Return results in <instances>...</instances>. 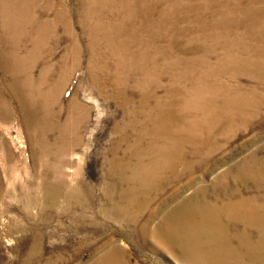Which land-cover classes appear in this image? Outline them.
I'll return each instance as SVG.
<instances>
[{"label":"rangeland","instance_id":"374dc122","mask_svg":"<svg viewBox=\"0 0 264 264\" xmlns=\"http://www.w3.org/2000/svg\"><path fill=\"white\" fill-rule=\"evenodd\" d=\"M34 1L37 14L14 18L7 12L24 0L16 5L0 0V38L8 40L18 59L8 71L0 68L5 96L1 105L8 104L12 110L8 118L0 107V264H98L109 245L118 246L122 259L131 264H192L194 256L185 238L154 233L163 213L151 221V209L172 196L178 186L186 184L183 193L191 195L196 186H212L221 172L245 157L257 154L263 159L264 97L260 105L245 109V118L229 137L209 145L211 154L203 158L194 149L188 153L195 159L188 173L167 186L160 200L153 196V206L136 216L134 223L107 214L112 205L109 192L118 202L122 189L119 177L108 172L109 161L117 154L123 156L124 149L130 151L129 144L140 128H132L129 121L143 119L145 92L165 98L169 88L185 85L182 77L190 82L199 76V83L192 82L198 84L193 96L207 91V78L215 87L225 81L232 87L257 86L264 94V0ZM9 19H14L18 32L7 26ZM45 23L48 29L39 26ZM7 56L0 51V60ZM24 60L35 75L34 92L39 98L34 96L36 100L29 105L7 88L12 81L21 87V80H30V76L9 73L24 69ZM23 92L28 99L30 92ZM132 109L143 111L142 115L134 117ZM122 124L127 128L121 130ZM76 131L62 139L65 132ZM128 134L130 140L122 142L117 153L121 138ZM211 166L214 170L208 172ZM180 170L184 171V165ZM192 177L196 184L189 187L187 180ZM58 179L80 191L82 200L67 205L61 197L56 209L46 203L42 183ZM125 183L124 189L131 188ZM112 184L118 186L115 191L108 189ZM58 186L62 191L65 185L60 182Z\"/></svg>","mask_w":264,"mask_h":264},{"label":"bare ground","instance_id":"6f19581e","mask_svg":"<svg viewBox=\"0 0 264 264\" xmlns=\"http://www.w3.org/2000/svg\"><path fill=\"white\" fill-rule=\"evenodd\" d=\"M1 1H4L3 4L7 3L9 5H16L18 0ZM24 3L19 5V7L24 5L21 8L14 6L10 12H7V14L6 12H3L6 15L9 14V17L14 16V18H16V16H19V14H28V18H31L34 13L35 6L37 5V1L33 2V0H27L26 5ZM95 12L96 11H94V13ZM99 14H101V11ZM13 20L9 19L7 26L17 31L16 26H14L16 29L13 27ZM2 22L4 23L3 20ZM22 25L25 27L26 23L25 25ZM39 26H41V28H49L48 23L40 24ZM31 30L34 29L32 28ZM7 41L5 38H0V51L5 55L8 53V60L7 58L0 60V68L3 69L2 67H5L6 70L9 68L11 63H16L18 60H15L17 56H13L15 51H12V49L14 48H11L9 42ZM18 42L19 41H17V43ZM108 43L109 42H107V44ZM36 49L37 48H35V50ZM28 61H30V59ZM24 64L26 65L24 69L21 68L22 70H19V72L18 70L15 72L16 69H13L9 71V73H20L22 74L21 78H27L30 76V80L28 78L26 80H21V87H19L17 80L12 81L7 85V88L10 94L18 95L24 104L29 105L30 103L33 104L34 100H39V98L36 97L34 92L35 80H32V75H34V73H31L32 71L27 65V61H25ZM263 67L261 71L264 74ZM7 71L4 70L5 73H7ZM44 76L46 75L44 74ZM198 78L199 76L193 77V79L190 78V82H188L186 76L182 77L185 85L169 88L168 90L170 94L165 98H159L155 95L149 96V94H146L145 92V96L141 100V102L144 103L141 105V108H146L144 112L141 111L144 115L143 119L139 118V120H137L134 118L137 115H142L140 111L135 109L130 111L131 114H134V119L129 121V125L134 129L140 128V131L137 132L133 143L129 144L130 151L124 149L123 156H119L117 154L109 161L110 169L108 172L119 177L122 189L121 194H119L120 199L118 202L115 201V196H113L112 192H109V200L111 201L110 203L112 205L108 207L107 214L121 218V220H126L128 222L132 221L134 223L133 220H136V216H139L143 211L151 206L153 196L159 197L158 200H160L167 186L178 183L182 176L185 173H188V169L193 165L195 160L189 158L188 153L191 151L193 152L194 149V151L196 150L195 153H198L195 155H199L200 157H203L209 152L211 154L213 149L209 147V145L211 146L213 143L218 142L220 139L226 136L229 137L231 133L238 128V121H240L242 118H245V109L258 105L261 103L259 100L263 99L262 97H264V94L260 93L257 86H240L239 83H237L239 86L232 87V83L230 86V84H226L224 81V84L219 82L215 87L214 85H210L211 82L209 81V78H207L208 81H204V88L207 91L200 94V91H198L197 94L193 96V87L197 86L198 84L194 85L192 82L199 83V81H197ZM214 90L217 91V94ZM23 91L30 92L28 93L30 94V96L28 95V99H26L27 96L25 97ZM54 93L56 92H53V94ZM34 96L36 99H34ZM4 97V92L2 88H0V107L2 110H4L3 114L7 115L6 117H8L12 115V110L6 103H4L6 105H1L5 99ZM214 97H219L220 99L218 100ZM17 99L19 98L17 97ZM150 100H153V104L150 102ZM217 100L219 101L220 105H217ZM232 106L236 107L232 108ZM26 112L27 111H25V113ZM222 120H225V122L217 124L218 121ZM126 128L127 125L124 124L123 127H121V130ZM72 134H77V131L76 133L65 132L64 136H62V139ZM69 138L73 139V137ZM129 140L130 134L123 136L116 148V152L118 153L121 151L122 147L120 144L122 142L124 143ZM140 143H145L146 147L144 149L141 148L139 145ZM184 146L187 147L185 148ZM205 148L207 150H205ZM47 149L49 150V148ZM47 153H45V155ZM60 156L63 157L62 154ZM259 157L257 154H252L247 158L245 157V159L242 161L236 162L234 166L230 165L228 169L220 173L221 175H218V179L213 183L212 186H196L193 194L191 195H186L183 193V189L186 184L178 186L172 196L163 199L161 203L151 209L149 214L151 221L157 219L163 213V215L159 218V224L156 223L154 233L178 240H184L183 238H185V242L189 245V248H191L192 254L194 256L192 264H264V158L261 159ZM181 165H184V171L180 170ZM212 170H214V167L211 166L208 172H211ZM169 172L172 173V178ZM60 174H62V172H60ZM124 181H126L127 184H125L129 185L131 188L124 189ZM157 181L159 182L154 183ZM60 182H63L65 185L62 191L58 186ZM187 184L189 187H194L196 184V179L194 177L190 178L187 180ZM42 185L43 186H41V190L45 189L46 191L44 194V200H46V203L48 202L54 209L57 208L59 199L61 197L64 198L67 205L73 201L82 200V193L80 191L77 192L78 190H76V188H71V185L68 186L64 179H58L57 182L55 181V183L50 184H48V182H43ZM39 186L40 185H38V189ZM109 187L110 188L108 189H113V191L118 188L116 184H112ZM147 191L153 192L151 195H149L147 194ZM150 226L152 227V225ZM142 230L144 232L146 229L143 227ZM121 255L122 251L118 246L109 245L102 253L98 264H131L128 260H123Z\"/></svg>","mask_w":264,"mask_h":264}]
</instances>
